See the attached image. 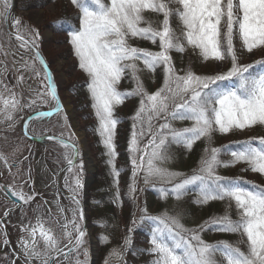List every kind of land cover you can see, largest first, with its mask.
I'll use <instances>...</instances> for the list:
<instances>
[{
	"label": "snow or ice",
	"instance_id": "obj_1",
	"mask_svg": "<svg viewBox=\"0 0 264 264\" xmlns=\"http://www.w3.org/2000/svg\"><path fill=\"white\" fill-rule=\"evenodd\" d=\"M80 9L78 28H72L69 42L79 60V68L89 76L87 84L92 107L98 120L97 132L107 149L108 163L112 175L118 181L119 170L115 166V131L119 122L114 115L115 106L124 99L136 95L140 105L132 117L133 127L129 140L130 163L133 183L130 193L136 191L135 177L143 173L144 183L159 181L165 187L158 189L162 198L173 195L180 199L190 186H197L199 198L195 203H207L210 200H229L235 204L238 216L232 219L227 213L216 217L210 223L219 231L240 234L246 238V248L228 241L215 244L205 242L198 234L201 229H186L179 217L167 213L151 215L147 208L141 209L140 223L150 222L151 247L146 249L154 255L152 264H264V187L248 184L240 178H229L217 173L219 167H228L238 162L248 163L254 172L264 174V137L249 138L236 142L231 150V160L223 161L220 155L229 151L230 146L218 148L206 147L200 165L191 175L173 172L162 165L171 157L169 145L183 144L186 148L199 139H211L215 132L228 134L235 130H245L254 126H264V58L251 64H241L233 44V36L238 32L243 46L248 52L264 47V0H71ZM178 5L172 8L169 5ZM0 18L10 16L9 0H2ZM154 11L163 15L158 27L145 20L144 12ZM176 17L181 25L180 35L171 26V18ZM57 18L53 23L61 25ZM20 21L13 18V26L19 28ZM144 25V26H141ZM35 37L39 30L32 29ZM130 37H140L159 45V51H151L132 46ZM21 46L26 47L35 41H27L17 33ZM185 45L199 50L203 60H231V67L215 75H198L187 70L183 75L175 71L170 53L183 52ZM36 58L44 64L40 53ZM142 61L149 70L157 66L165 68V80L161 88L149 93L140 81L136 61ZM44 73L50 71L44 64ZM125 70H130L137 82L136 89L121 92L117 84ZM37 75H40L38 72ZM22 79V77H21ZM222 82H229L223 84ZM55 98L52 84L47 85ZM0 112L6 113V119L13 120L12 112L22 107L20 100L12 93L9 97L0 95ZM11 109V111H8ZM173 120H190L192 125L185 128L173 126ZM157 121L158 123H154ZM27 127V122L25 123ZM147 142L144 143V139ZM63 143V141H62ZM68 148V144H64ZM72 155H79L75 144L71 145ZM0 159H5L0 154ZM73 166V159H68ZM71 171V167L69 168ZM170 185V188L167 187ZM81 186L79 173L75 178V188ZM154 186V185H153ZM10 190V189H9ZM16 196V192L11 193ZM19 199L28 202L32 196L20 192ZM73 200L79 206V200L73 189ZM62 212L63 209H60ZM82 218L79 207L69 222L72 231H67L68 223L62 227L68 244L64 249L55 233L44 226L38 217L35 225L22 228L30 240L21 237V246L25 255L41 258L38 249L37 233L44 244L43 255L50 251L63 252L65 258L82 244L85 232L77 223V214ZM7 215V212L5 213ZM135 223V221H133ZM132 230L129 229V232ZM75 235V242L71 239ZM107 242L108 237L102 236ZM7 243V241H5ZM131 238L124 241V248ZM71 245V247L69 246ZM219 254V259H217ZM122 261V253L110 252ZM50 257L42 264H49ZM55 264V261H51ZM79 264V262H77ZM107 264V261H106Z\"/></svg>",
	"mask_w": 264,
	"mask_h": 264
},
{
	"label": "rangeland",
	"instance_id": "obj_2",
	"mask_svg": "<svg viewBox=\"0 0 264 264\" xmlns=\"http://www.w3.org/2000/svg\"><path fill=\"white\" fill-rule=\"evenodd\" d=\"M18 2L15 0V9L10 11L7 20L0 18V95L7 98L15 93L22 106L12 112L13 120L6 119V113L0 112V154L6 157V160L0 159V179L12 191L18 194L23 192L26 197H33L32 200L25 202L17 212L20 227L29 226V214L36 213L37 216H40L38 214L39 209L43 208L55 210L58 213L57 217L61 219V211L58 207L60 197L57 194V183H59L60 190L69 196L73 195V189H75V196L81 202L77 206L72 197H64V224L68 223L67 231H72L69 222L73 219L74 212L78 207L87 220L84 229L82 218L76 213L77 223L85 235L78 249L68 255L67 258L64 256V264H77V262L79 264H106V261L107 264H152L150 258L153 257H150L146 251V248L151 246L149 243L151 225L150 222L140 223L141 209L146 207L151 215L167 213L170 216L179 217L185 228L199 226L201 222L199 217L192 212V209L184 210L181 208L180 210L178 203L181 202V198L177 199L173 195L162 198L158 189L165 187V184L159 181L145 184L142 172L135 177L136 191L134 193H130L129 190L133 183L132 169L127 180L126 176L123 175L124 182L121 183L114 179L111 166L108 163L107 149L97 132L98 120L87 87L90 78L79 68V60L69 42L68 32L72 28L79 27L80 9L73 5L71 0H21L20 4ZM9 4L11 5V0H9ZM169 6L178 7L175 3H171ZM0 7H3L2 0H0ZM76 14H78L77 17H69L70 15L76 16ZM143 15L145 20L151 21L154 27H158L159 22L163 20L161 13L156 12L152 16L151 12L145 11ZM13 18L19 19V28L13 26ZM57 18L64 19L65 24L63 22L62 27L67 29L66 31L60 30L61 25L53 23ZM172 18L171 26L174 24ZM175 24L177 26L172 28L175 29L177 35H180L181 25L178 19ZM33 28L39 30L38 38L32 32ZM8 29L12 33L17 34L19 32L28 41H35V47L42 53L50 68L52 83L57 86L61 100L62 109L51 116L34 117L27 125L28 133L33 137L55 135L75 144L79 150V155L73 166H70L71 171L68 167L58 175L59 170L68 163V159H73L70 146L65 148L64 145L56 142L41 145L26 138L23 133V124L29 116L46 110L58 109L59 104L47 87L49 83L43 66L34 56L32 50L28 46L22 47L21 41L14 38ZM128 43L137 48L151 51L160 50L158 42L152 43L140 37H130ZM233 44L241 64H251L264 58V47H258L252 52H248L243 46L238 32L234 33ZM170 55L175 71L180 75L189 69L198 75H215L223 73L231 67L230 58L205 61L202 59L199 50L187 45H185L183 52L172 51ZM136 63L139 68L137 75L142 81L144 89L152 93L161 88L165 80L164 66L160 65L155 70H149L142 61L138 60ZM38 72L40 75H37ZM222 83L226 85L229 82ZM136 87L137 82L133 79L132 72L125 70L117 84L118 90L126 92L132 91ZM139 105L140 97L133 95L115 106L114 115L119 122L115 131L114 143L119 136L118 131H122L124 133L122 136L123 138L127 137V145L129 146L133 127L132 117ZM2 107L3 105L0 104V108ZM154 123L158 122L154 121ZM172 124L180 129L190 127L192 121L173 120ZM256 129L257 126L243 131L235 130L228 134L215 132L216 135L211 137V145L209 146L218 148L229 145L230 150L222 152L220 159L223 161L231 160V150H234L236 142L254 137H264V128L259 133ZM146 142L147 138L144 139V143ZM195 144L196 142L190 149L183 144L173 143L169 145L168 152L171 158L162 166L173 172L185 175L192 174L194 169L187 167L185 155L192 151ZM120 146L124 148L125 142L121 141ZM116 153L118 154L117 147ZM129 157L131 159L130 153ZM117 160L118 156L116 155V168L118 166ZM238 163L228 167L236 166L237 178L249 182L243 186L250 187L251 184H254L264 187V174L252 171L246 162ZM228 167H219L217 173L220 176L228 177V173H226ZM77 173H79L81 182L79 188H75ZM98 177L103 184L105 183V186L99 193H95L96 200L94 201L96 204L94 206L89 191ZM125 183L126 185H124ZM118 187L122 189V191L120 189L121 192L117 190ZM167 187L170 188V185ZM198 193L197 190L196 197L199 196ZM189 195L188 193L187 196ZM8 206L5 194L0 190V217L5 213ZM130 208L133 213L131 219L127 221L123 215L125 212L128 214ZM42 222L46 228H50L45 221ZM50 229L60 241V247L68 244V238L64 235L65 229L64 231H61L60 228L58 230ZM129 229L132 231L129 232ZM75 235L74 233L71 238L73 241ZM102 236L108 237V241H102ZM200 236L204 240V237ZM23 237L28 240L31 239L27 233ZM127 237L131 238V243L127 248H124V241ZM37 241V247L42 252L41 258L29 259L25 255L20 240L18 242L19 258L15 264H42L44 259L48 257L51 259L52 255L57 253V251H50L47 256L43 255L45 246L38 233ZM2 247L3 243L0 238V249ZM110 252L122 253V261L116 255L110 256ZM61 261L62 258L57 264H63Z\"/></svg>",
	"mask_w": 264,
	"mask_h": 264
},
{
	"label": "trees",
	"instance_id": "obj_3",
	"mask_svg": "<svg viewBox=\"0 0 264 264\" xmlns=\"http://www.w3.org/2000/svg\"><path fill=\"white\" fill-rule=\"evenodd\" d=\"M18 1H19L18 3L20 4L21 0H18ZM37 1H41V0H37ZM149 12H151L152 16H154L156 14V12H154V11H149ZM74 15H72V16L70 15L69 17H77L78 14H76V16H74ZM65 17H68V16H65ZM172 19H173L172 23H174L172 25V27H176L177 24H175V23L177 22V18L174 17ZM174 19H176V20H174ZM62 20L64 21V19H62ZM65 21L70 22L69 20H65ZM64 24H65V22H64ZM122 121H124V120H122ZM262 128H264V126H257L256 131L259 133ZM118 135L119 136H117L118 138L115 142V145L117 147V152H118V154H117V156H118L117 169L119 170L118 181H120L122 183V182H124L123 181L124 180L123 175L126 176V180H127L131 174L130 171H131L132 167H131V163H130L129 146L127 145V143H128L127 137L123 138L122 135H124V133L122 131H118ZM214 135H216V134L214 133L212 136H214ZM121 141L125 142V144H126V146L124 148H121V146H120ZM209 145H211V139L209 140V139L201 138V139L196 141V144L194 145L192 151L185 155L187 167L189 169L195 170L199 167L201 157L205 155L204 149L206 147H211ZM236 147H237V144L234 145V150L236 149ZM236 164H239V163H236ZM235 167H232V168L228 167L226 169V173H228L229 178H237L238 177L237 168L235 169ZM114 179H116V178L114 177ZM124 185H126V183ZM104 186H105V183L103 184V182H101L100 178L98 177L96 179L95 183L90 187V191H89L90 192V199H92V203L94 206L96 204V202L94 201V200H96L95 193L96 194L99 193V191ZM259 187H262V186H259ZM115 189H116V187H115ZM120 189H121L120 187L117 188V190L119 192L122 191V189H121V191H120ZM197 190H198L197 186H192L191 188H189L185 192V194L181 197V199H182L181 202L178 203L180 210H181V208H184V210L192 209V212L195 213L201 221L200 225L197 226L196 228L191 227V228H186V229H189V230L201 229L198 234L202 235V237H204V241L208 242V243L215 244L219 241H228V242H231L232 244H239V246L242 249L246 248V238L241 236L240 234L222 232V231H219L213 227H210V223L214 220V218L224 216L226 213L228 215H230L232 219L237 218L238 213L236 211L234 202L229 201V200H218L217 199V200H210L207 203H202V204L201 203H195V201L199 198V196L196 197ZM188 193L190 194L189 196H187ZM123 195L124 194L122 192V196ZM198 195H199V193H198ZM185 197H189V198H185ZM226 206H227V208H226ZM133 207H132V210H133ZM132 213H133V211H131V208H130V210H128V214H127V212H125V214L123 216L126 218L127 221H129V219H131ZM125 224H126V222H125ZM148 254L150 255V257H153V258H150V261L152 262L155 257L150 252H148ZM219 258H220L219 254H217V259H219Z\"/></svg>",
	"mask_w": 264,
	"mask_h": 264
},
{
	"label": "flooded vegetation",
	"instance_id": "obj_4",
	"mask_svg": "<svg viewBox=\"0 0 264 264\" xmlns=\"http://www.w3.org/2000/svg\"><path fill=\"white\" fill-rule=\"evenodd\" d=\"M39 144L44 145L48 143H39ZM61 170L62 169L59 170L60 172H58V175L59 173H62ZM5 187L8 188L0 179V190L4 194H5ZM57 187H58L57 194L60 197V200L58 202V207L59 209H63L64 192L60 190L59 183H57ZM10 191L12 190L10 189ZM5 200L9 206L5 210V213L7 212V215H5L4 213L0 217V225H1L0 238L3 243V247L0 249V255H1L0 264H15L17 259L19 258L18 242H20L21 237H23L27 233L22 231V228L20 227V223L17 220V212L18 210H20L21 206L25 202L22 201V205L18 207L16 203H14L9 198H7L6 195H5ZM39 211L40 212L38 214L40 216H37L36 213L29 214L28 220L31 225H35L37 222V218L39 217L41 221H45L50 228H54V230H58L60 228L61 231H64V228L62 227L64 225V210L60 212L61 219L57 217L58 213L55 210L54 212L52 209L43 208V209H39ZM5 241H7V243H5ZM61 248L64 249V245H62ZM53 258L55 259L53 260ZM61 258H62L61 262L64 264L63 252H57L52 255L49 264H51V261H55V264H57L58 261L61 260Z\"/></svg>",
	"mask_w": 264,
	"mask_h": 264
},
{
	"label": "water",
	"instance_id": "obj_5",
	"mask_svg": "<svg viewBox=\"0 0 264 264\" xmlns=\"http://www.w3.org/2000/svg\"><path fill=\"white\" fill-rule=\"evenodd\" d=\"M15 9V0H11V8H10V11ZM6 26L8 28V25L6 23ZM8 32H10V29H8ZM10 34L16 38L17 34L16 33H12L10 32ZM25 40H27L26 38H24ZM28 41V40H27ZM28 47L32 50L34 56L36 57V52L38 51L40 53V51L36 48V47H33L32 44H29ZM40 57L42 58L44 64L47 65V68L50 70L45 58L42 56V54L40 53ZM39 61V63L43 66L44 68V64L41 63V60L40 59H37ZM47 78H48V83H51L52 84V90L55 92L56 96L55 98L57 99L58 101V104H59V108L58 109H55V110H46V111H43V112H39V113H35L31 116H29L24 124H23V133L25 135L26 138L32 140V141H35V142H39V143H44V142H56V143H59V144H62L64 145L65 143L68 144L70 147L71 145L73 144L72 142H70L69 140L67 139H64V138H61V137H58V136H52V135H47V136H42V137H33L31 136L29 133H28V130H27V127H25V123L27 122V125L28 123L34 118V117H37V116H41V115H44V116H51L53 114H55L57 111H59L60 109H62V106H61V100H60V97L58 95V89H57V86L54 85L52 83V78H51V73L50 71L47 73ZM52 92V91H51ZM63 141V143H62ZM77 147V146H76ZM77 156L76 157H73V162H75ZM74 164V163H73ZM68 167H70V165L68 163H66L64 165V167L62 168L61 172H63L65 169H67ZM12 191H10L8 188L5 187V194L7 196V198H9L11 201H13L14 203H16V205L19 207L22 205V200L19 199V196L16 195V196H13L12 194ZM64 197H73V195L69 196L67 194L64 193ZM78 199V197H76ZM79 200V199H78ZM79 204H81L80 200H79ZM82 221H83V228L85 229L86 228V225H87V220H86V217L85 216H82ZM75 242V240L73 241V243ZM71 247V245H70ZM65 252L67 251L66 249L64 250ZM55 258H53L54 260Z\"/></svg>",
	"mask_w": 264,
	"mask_h": 264
}]
</instances>
